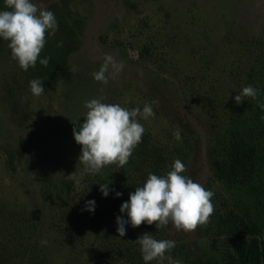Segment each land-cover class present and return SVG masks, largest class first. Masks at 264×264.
Masks as SVG:
<instances>
[{
  "label": "rangeland",
  "instance_id": "obj_1",
  "mask_svg": "<svg viewBox=\"0 0 264 264\" xmlns=\"http://www.w3.org/2000/svg\"><path fill=\"white\" fill-rule=\"evenodd\" d=\"M36 2L47 8L62 0ZM67 3L79 19V47L68 55L69 77L40 95L31 94L7 42L0 41V264H106L116 256L121 264L133 254L137 258L132 259L142 261L134 240L143 232L220 258L228 228H239L244 213L258 206L239 170L225 161L217 167L213 159L225 160L242 125L232 97L250 68L246 45L264 42V0ZM105 54L120 67L117 71L109 65L108 82L102 84L92 72ZM95 97L129 109L156 103L154 115L137 116L144 128V151L138 153L140 140L125 165L111 163L89 174L78 160L80 145L72 128L83 120V102ZM177 128L181 141L173 136ZM152 152L163 158L162 174L179 158L183 174L214 193V210L191 231L141 222L126 224L119 237L115 217L127 196L121 184L145 179ZM104 184L110 189L107 196L99 188ZM97 195L105 206L107 235L95 229L93 212L84 209L85 200Z\"/></svg>",
  "mask_w": 264,
  "mask_h": 264
},
{
  "label": "clouds",
  "instance_id": "obj_2",
  "mask_svg": "<svg viewBox=\"0 0 264 264\" xmlns=\"http://www.w3.org/2000/svg\"><path fill=\"white\" fill-rule=\"evenodd\" d=\"M0 8V41H6L10 55L22 70L35 67L37 60L41 65L48 64V57L39 53L46 42V36L52 37L57 30L54 13L47 8L38 7L36 0H3ZM62 41H57L59 46ZM109 65L119 70L113 57L105 54L99 68L92 72V78L106 84L105 74ZM39 77L28 81L29 91L34 96L40 95L44 87ZM259 89L252 84L243 85L234 91L232 97L240 104L246 97L256 99ZM155 100L145 102L142 107L125 108L118 103L105 102L102 97L87 99L83 102L85 111L83 120L74 123L72 135L80 145L78 160L84 172L94 174L104 165L116 163L123 166L127 163L135 146L140 142L144 132L143 125L137 119H146L154 115L152 105ZM264 108V104L259 105ZM76 121V120H75ZM74 121V122H75ZM177 141H181V132L173 131ZM185 164L174 158L163 174L148 172L145 179L128 193V199L119 205L116 215V232L123 237L125 225L133 227L141 222L153 224L159 228L171 223L177 230L191 231L198 224L206 223L214 210L211 197L214 193L199 182L184 175ZM101 194L107 196V184L99 185ZM114 195L119 197L117 190ZM94 199L84 202V209L92 212ZM126 214V217L125 215ZM139 245L141 259L145 264L156 260L157 264H182L174 259L170 252L175 247L172 239L155 238L151 232H143L134 240Z\"/></svg>",
  "mask_w": 264,
  "mask_h": 264
},
{
  "label": "trees",
  "instance_id": "obj_3",
  "mask_svg": "<svg viewBox=\"0 0 264 264\" xmlns=\"http://www.w3.org/2000/svg\"><path fill=\"white\" fill-rule=\"evenodd\" d=\"M2 7H4L3 0H0V8ZM47 9L54 13L58 25L54 36H46L45 45L39 53L40 57H48V64L41 65L37 60L35 67H29L26 71L17 64L27 85L30 79L39 77L44 88L69 77L68 55L78 49L80 41L79 19L72 14L67 0L52 3ZM57 41L62 43L58 46ZM245 50L250 60V68L243 85L252 84L259 91L255 100L246 97L240 104L235 105L234 114L242 120V125L232 138L225 160L218 155H215L213 160L217 167L225 161L239 170L256 193L258 208L256 207L252 213H244L245 219L241 218L236 223L239 228L234 225L228 228V234L222 239L223 248L220 258L214 257L211 253L196 254L191 248H185L183 244L175 245L170 253L182 258L185 264H264V108L259 106L264 104V42H249ZM9 93L11 94V91ZM145 142L143 138L138 153L144 151ZM19 155H22V150H19ZM149 155L154 158L150 172L162 174L159 164L163 160L162 156L156 152ZM139 183H141L140 177L133 183L123 181L121 189L127 195L126 200L128 193ZM93 199L95 208L92 214L95 229L102 235H107L109 230L103 219L105 206L101 204L100 196H94ZM133 252L140 256L139 252ZM133 255L135 256L132 258H137L136 254ZM120 256L124 257L123 253ZM132 258H125L126 262L121 264L142 263ZM117 261V256L110 257L106 264H119Z\"/></svg>",
  "mask_w": 264,
  "mask_h": 264
}]
</instances>
